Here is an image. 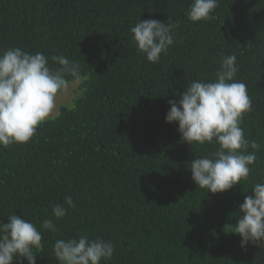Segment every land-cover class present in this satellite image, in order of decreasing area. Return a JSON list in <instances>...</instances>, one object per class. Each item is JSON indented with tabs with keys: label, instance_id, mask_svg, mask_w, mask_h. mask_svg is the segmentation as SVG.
<instances>
[{
	"label": "trees",
	"instance_id": "obj_1",
	"mask_svg": "<svg viewBox=\"0 0 264 264\" xmlns=\"http://www.w3.org/2000/svg\"><path fill=\"white\" fill-rule=\"evenodd\" d=\"M191 3L0 0V52L20 47L81 65L71 103L30 142L0 147V222L16 214L38 229L45 218L57 226L43 232L37 264H59L55 241L80 235L114 243L101 264H264V243L242 249L232 233L245 196L264 183V0H219L213 19L196 23ZM139 19L177 25L159 63L137 52L130 28ZM233 54L253 105L241 127L260 148L247 181L212 194L189 168L217 145L181 142L165 117L176 93L214 79ZM69 196L75 209L55 219L52 206Z\"/></svg>",
	"mask_w": 264,
	"mask_h": 264
},
{
	"label": "clouds",
	"instance_id": "obj_2",
	"mask_svg": "<svg viewBox=\"0 0 264 264\" xmlns=\"http://www.w3.org/2000/svg\"><path fill=\"white\" fill-rule=\"evenodd\" d=\"M218 6L219 0H192L188 18L194 23L212 20ZM176 27L171 21L139 19L130 28L138 54L150 63H159L161 55H167L176 42ZM236 61L235 54L224 56L214 79L194 80L176 93L179 100L168 101L170 109L165 117L167 123L178 124L181 142L217 145L213 152L192 158L189 168L192 181L212 194L247 181L260 148L241 127L253 105L247 85L236 80ZM81 79V65L62 54L48 57L20 47L0 52V147L30 142L56 112L57 97ZM251 193L239 206L240 218L232 232L241 237L242 249L249 243H264V183H255ZM75 207L72 198L65 197L64 204L52 206V216L62 219ZM44 231H57L52 219L45 218L39 229L16 214L10 215L7 223L0 222V264H23L25 260L37 264L35 251L44 248ZM115 252L112 241L87 235L57 239L52 246L59 264H101L111 260Z\"/></svg>",
	"mask_w": 264,
	"mask_h": 264
},
{
	"label": "rangeland",
	"instance_id": "obj_3",
	"mask_svg": "<svg viewBox=\"0 0 264 264\" xmlns=\"http://www.w3.org/2000/svg\"><path fill=\"white\" fill-rule=\"evenodd\" d=\"M77 88H78V84L73 83L72 85L69 86V89L65 94L57 97V101H56L57 110L51 118H54L59 114V109H60V106L62 105V103H68V104L71 103L72 99L74 98V94H75V91L77 90Z\"/></svg>",
	"mask_w": 264,
	"mask_h": 264
}]
</instances>
